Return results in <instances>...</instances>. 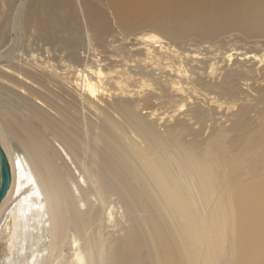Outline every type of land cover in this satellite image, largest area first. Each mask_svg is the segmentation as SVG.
Listing matches in <instances>:
<instances>
[{
  "label": "bare ground",
  "instance_id": "obj_1",
  "mask_svg": "<svg viewBox=\"0 0 264 264\" xmlns=\"http://www.w3.org/2000/svg\"><path fill=\"white\" fill-rule=\"evenodd\" d=\"M23 1L21 23L49 31L50 20L67 22L76 5L86 24L98 29L111 13L116 25L162 32L170 45L185 38L198 45L218 42L201 61L209 69L206 77L193 70L192 86L228 102L243 99L242 81H250L264 100V0H104L107 12L90 0ZM230 36L241 42H223ZM146 38L158 41L153 33ZM218 55L226 66L210 77ZM1 66L6 70L0 68V75L10 76L9 68L27 74L17 64ZM75 74L80 108L90 105L108 125L104 119V125L90 122L81 109L72 118L61 108L56 112L64 121H51L39 105L0 84L51 130L49 138L13 109L2 114L0 150L11 181L0 202V264H139V250L148 264H219L225 250V264H264V116L257 119L261 128L252 130L255 123L244 113L248 105L240 104L227 128L236 135L233 151L217 135L197 155L184 145L183 134L192 130L183 120L163 133L129 106H113L139 143L94 103L102 91L100 67L85 63ZM193 106L189 113L203 129L211 115L198 103ZM54 143L75 162L77 177ZM113 202L133 219L123 246L107 245L102 233L105 210Z\"/></svg>",
  "mask_w": 264,
  "mask_h": 264
},
{
  "label": "rangeland",
  "instance_id": "obj_2",
  "mask_svg": "<svg viewBox=\"0 0 264 264\" xmlns=\"http://www.w3.org/2000/svg\"><path fill=\"white\" fill-rule=\"evenodd\" d=\"M2 1H5L3 5ZM2 1H0V68L3 67L1 66L3 62H9L22 67L27 74L24 76L9 68L7 71L11 75H0V84L24 96L25 101H32L37 106L39 105L45 113H48L47 118L51 121H64L60 112L57 113L62 111L61 108L67 109L66 112L72 118L75 115L78 117L79 111L76 113V110L81 109L84 117L90 122L98 124L104 119L105 116L102 117L101 114L93 111L90 105L80 108L82 105L77 94L75 71L76 67L82 68L86 63L93 67L99 66L102 71V91H99L97 98H93L94 103L98 108H102L101 110L106 115L110 114L111 117H109L116 120L117 125H121L130 132L131 137L136 138L134 140L139 143L140 140L128 129L126 122L122 121L123 117L113 112V106H129L137 114H142L148 120H152L157 130L163 133L166 127L174 125L177 120H183L189 130L194 132L200 130L197 136L191 134V131L185 132L182 137L186 148L197 155L202 154L210 142H214L213 139L215 140L217 135H221L227 142L225 146L233 151L235 147L231 146L230 141L236 135L227 128L235 119L240 104L248 105L244 113L252 124L255 123L252 130L262 126L257 119L259 116H264V100L256 97L258 93L250 87V81H242V87L245 89L243 99L228 102L218 100L214 94H205L201 89L196 88L198 86H192L193 70L198 76L206 77L209 69L207 64L201 61L207 57L205 50L215 52L214 48L218 42L207 43L211 46L209 48L207 44L198 45L194 39L185 38L172 42L170 45L169 41L172 40L162 32H156L148 27L126 29L116 25L111 13L108 15L107 25L98 29L86 24L76 5L73 17L67 22L50 20L53 31H49L33 23L29 25L21 23L23 0ZM90 1L99 9L107 12L104 0ZM94 29L98 30V33ZM152 33L158 37L157 42L151 43L146 38ZM88 34H90V39ZM229 40L238 44L241 42L233 36L225 37L223 42ZM160 44L163 47H160ZM184 50L190 51L193 58L187 57ZM221 58L222 56L218 55L216 64L213 66V75L210 77L218 75L222 67L226 66ZM3 69L6 70L5 67ZM257 84H262V82ZM196 103L200 105L198 107L211 115L209 120L205 121L203 129L189 113L192 108L196 107L193 106ZM12 109L51 138L48 123L36 119L31 112L27 113L29 109L16 97V94L0 86V123L2 126V114L10 113ZM104 122L109 124L106 119ZM104 122L102 121L99 125H104ZM42 125L47 126L46 130ZM7 136L10 138L8 132ZM167 138V145L171 148L168 149L171 151L173 149L170 146L171 141L169 137ZM54 144L77 177L74 169L75 162L72 163L71 159L61 150V144ZM15 149L22 154L19 147ZM89 192L92 191L89 190ZM119 207L120 204L113 202L105 210L102 233L107 245L116 243L123 246L129 242L128 228L133 219L131 217L130 219ZM109 210L112 212L111 217L107 215ZM93 225L96 230L97 223ZM65 250L68 251L67 248ZM225 251L218 255L219 264H225L224 258H227V250ZM138 252L136 254L139 258L138 263L148 264L143 250Z\"/></svg>",
  "mask_w": 264,
  "mask_h": 264
},
{
  "label": "water",
  "instance_id": "obj_3",
  "mask_svg": "<svg viewBox=\"0 0 264 264\" xmlns=\"http://www.w3.org/2000/svg\"><path fill=\"white\" fill-rule=\"evenodd\" d=\"M11 171L4 152L0 150V202L10 185Z\"/></svg>",
  "mask_w": 264,
  "mask_h": 264
}]
</instances>
